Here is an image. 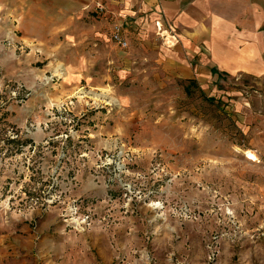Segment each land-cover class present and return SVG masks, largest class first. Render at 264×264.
Segmentation results:
<instances>
[{
  "label": "rangeland",
  "instance_id": "374dc122",
  "mask_svg": "<svg viewBox=\"0 0 264 264\" xmlns=\"http://www.w3.org/2000/svg\"><path fill=\"white\" fill-rule=\"evenodd\" d=\"M36 17L0 5V248L50 216L19 264H264L263 144L234 90L178 77L130 24L106 60L85 18Z\"/></svg>",
  "mask_w": 264,
  "mask_h": 264
},
{
  "label": "crops",
  "instance_id": "0c3cea01",
  "mask_svg": "<svg viewBox=\"0 0 264 264\" xmlns=\"http://www.w3.org/2000/svg\"><path fill=\"white\" fill-rule=\"evenodd\" d=\"M0 5L6 26L37 25L36 16L45 17L51 26L85 18L89 53L97 57L105 53L106 60L118 51L114 42L103 49L105 28L130 24L141 29L137 39L157 45L162 63L175 69L178 77L200 89L217 91L225 85L234 90L233 111L241 112L246 121L253 119L252 130L261 139L264 154V0H0ZM156 22L162 25L160 32ZM240 90L249 96L237 99ZM39 220L34 230L30 222L18 219L8 225L5 220L8 243L0 253H6L8 264L22 262L21 252L34 248L36 231L40 234L52 219Z\"/></svg>",
  "mask_w": 264,
  "mask_h": 264
},
{
  "label": "built area",
  "instance_id": "2783aa9c",
  "mask_svg": "<svg viewBox=\"0 0 264 264\" xmlns=\"http://www.w3.org/2000/svg\"><path fill=\"white\" fill-rule=\"evenodd\" d=\"M98 9L102 10L103 8L102 7H98ZM155 26H156L157 31L160 32V30L162 29V25L159 22H156ZM113 28H114V31H113V34H112V41L114 43H116L120 47H123V48L126 47L127 46V42L123 39V37L120 34L119 25H114ZM262 208L264 209V205H263Z\"/></svg>",
  "mask_w": 264,
  "mask_h": 264
},
{
  "label": "bare ground",
  "instance_id": "6f19581e",
  "mask_svg": "<svg viewBox=\"0 0 264 264\" xmlns=\"http://www.w3.org/2000/svg\"><path fill=\"white\" fill-rule=\"evenodd\" d=\"M245 155H246V159H248V160H251V161H255L256 160L255 155H253V153H251L249 151L245 152Z\"/></svg>",
  "mask_w": 264,
  "mask_h": 264
}]
</instances>
